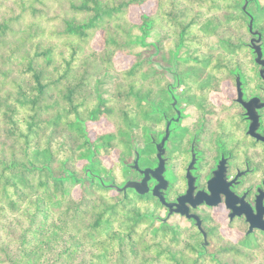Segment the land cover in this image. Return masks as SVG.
<instances>
[{
	"label": "trees",
	"instance_id": "1",
	"mask_svg": "<svg viewBox=\"0 0 264 264\" xmlns=\"http://www.w3.org/2000/svg\"><path fill=\"white\" fill-rule=\"evenodd\" d=\"M144 1L0 0V264H252L264 259V234L233 237L226 224L206 216L203 243L194 224L184 228L157 219L162 205L150 193L116 190L109 186L112 178L103 177L110 169L101 155L117 149L126 172L134 132L141 126L143 133L145 125L123 111L112 131L89 135L88 128L109 119L113 109L96 87H85L90 71L98 69L97 52L78 58L83 46L76 43L101 30V48L126 54L143 47L158 24L148 14L131 24L126 12ZM239 1L229 0V10L202 27L211 24L214 30L218 22L247 18ZM249 2L257 4L253 24L264 21V4ZM171 24L176 27L175 18ZM187 27L180 26L173 54ZM259 32L263 37L264 25ZM60 44L71 48L70 60ZM238 47L226 41L229 57ZM139 56L119 70L113 98L132 100L146 120L142 100L150 96L149 86H157L158 73Z\"/></svg>",
	"mask_w": 264,
	"mask_h": 264
},
{
	"label": "flooded vegetation",
	"instance_id": "2",
	"mask_svg": "<svg viewBox=\"0 0 264 264\" xmlns=\"http://www.w3.org/2000/svg\"><path fill=\"white\" fill-rule=\"evenodd\" d=\"M251 37L250 33L248 42H239L253 54V67L249 69L237 65L230 68L225 46L220 47L224 49L221 54L182 58V67L172 70L173 82L166 80L162 70L159 104L148 105L144 111L145 119L161 123L162 130L156 138L144 130V145L139 150L131 145L129 157L133 159L123 173L136 175L123 182L141 180V169H154L161 162L159 174L165 181L159 190L166 201H176L190 184L192 202L204 195L217 204L210 206L203 201L193 206L185 200L182 208L187 206L188 212L198 214L201 220L204 209H218L226 222L240 220L244 231L248 227L246 214L264 220V65L254 60ZM259 41L264 59L262 35ZM188 59L201 67L193 66L192 61L184 64ZM141 156L145 164L140 162ZM136 158L137 168L133 162ZM174 159L178 162L172 169ZM155 183L156 178L148 172L147 186ZM162 207L167 212V207ZM232 208L240 213L231 216ZM250 233L264 231L254 228Z\"/></svg>",
	"mask_w": 264,
	"mask_h": 264
},
{
	"label": "rangeland",
	"instance_id": "3",
	"mask_svg": "<svg viewBox=\"0 0 264 264\" xmlns=\"http://www.w3.org/2000/svg\"><path fill=\"white\" fill-rule=\"evenodd\" d=\"M228 1L229 0H217L220 4L217 8L210 6L212 1L210 4H207L205 3V0H175L178 4L176 7H174L171 2H164L157 6L155 0H145L139 5H130L127 9L126 17L131 24L139 22L143 14H148L155 18V22L158 25L157 27H154L145 38L146 45H142L143 47L136 46L135 48L126 51L128 52L126 54L121 53V51L118 50L109 51L108 48H101L103 45L101 30H96L86 42L78 41L76 45H78V47L83 46L81 49L83 51L77 55L78 58L88 56V54H90L88 52H97L96 60L98 61V69H93L92 71H90V69L88 70L91 75H89V82L85 87H96L101 96L109 101V106L113 109L109 119L102 118L101 120L96 121L95 125L88 128L89 135L93 137L95 134L101 132L112 131L116 123L120 120V117L123 115V111H126L128 115H137L140 119V123L145 125L144 130L148 133L150 132L155 138L161 132L162 124L141 119V112L132 100L117 101L113 98L115 90L114 86L120 81L119 70L130 65L136 53H140L139 57L144 59L145 62L152 63L157 68L158 73L157 86H149L151 94L149 97L146 96V98L142 100L145 107L148 105L154 107L159 104L160 88L164 84V80H162L161 77V74H163L162 70H165L164 75L166 80L173 82L174 77L172 75V70H177L178 67H182L180 66L182 58H203L206 54L212 56L215 54H221L224 50L223 48L226 46V41L240 45L231 57H226L229 66L234 65L231 68L235 67V65L242 69L253 67L252 52L248 47L241 46L239 43L248 42L250 36L247 29V15V18L243 17V19L240 18L239 20L229 22L224 20L218 22V27L214 30L212 29L211 24L207 25V28L205 29L202 27L203 23L208 18H218L220 14L228 11L229 9L226 8ZM239 2V5L242 6L244 0H240ZM259 2L262 5L264 4V0H259ZM53 9H55L56 12H59V10H57V5H55ZM245 9L253 15L256 13L257 4L247 0ZM174 18L177 24L176 27H173L171 24L174 22ZM185 25L188 26V33L183 36V43L178 48V52L173 54L172 51L176 50V43L179 41V28L180 26L182 27ZM260 25H264V21L261 20L258 24H253L254 28L258 30ZM135 30L136 28H134V31ZM60 46L64 49L66 59L70 60L69 53L71 48L64 44H60ZM228 54L229 53L226 52V56H228ZM177 56L179 58L178 60ZM191 61L188 59L184 61V64L191 62L193 63V66L201 67L197 65L194 60ZM108 63L112 64V66H106ZM6 67L7 66H5V68ZM140 129L141 126L136 129L131 140V145L135 146L137 150L143 147L145 139V131L141 133ZM117 152V149H114L109 153L101 155L100 158L102 165L110 169L105 175H103V177L105 179L112 178L115 184L120 185L125 179H127V177H135L136 175L128 172L126 175H123L122 165H120V159ZM132 159L133 156L129 157L127 163H130ZM177 162L178 160L174 159L171 162L174 165L171 167L170 164L169 167L173 169L175 165L177 166ZM201 215L202 217L209 216L218 219L223 225L226 224V232L233 237L242 233L244 234L245 232L244 225L240 220L234 219L231 224H229L218 209H204ZM155 217L157 219L166 217V210H164L163 207L160 208L155 213ZM165 221L171 226L178 224L184 228L194 224L191 220L176 214L169 216ZM254 234L259 235L258 233ZM252 264H264V259L255 258Z\"/></svg>",
	"mask_w": 264,
	"mask_h": 264
},
{
	"label": "water",
	"instance_id": "4",
	"mask_svg": "<svg viewBox=\"0 0 264 264\" xmlns=\"http://www.w3.org/2000/svg\"><path fill=\"white\" fill-rule=\"evenodd\" d=\"M246 3H247V0H244V2L242 4L243 9H245ZM247 14H248L247 29L252 34L249 45L251 46L253 53L255 54L254 60L256 62H259L260 64L264 65V59L261 58L262 52H261V48H260L261 45H260V41H259L261 34L253 26L252 14L249 12H247ZM157 148H159V147H157ZM158 156H159V152H158ZM133 162H134V166L137 168L138 167L137 166V158L134 159ZM160 170H161V162H159L158 166L154 169H151L149 167H145L144 169H141L140 172L144 174V176L141 180H137V181L136 180H126L125 182H123L120 185L110 183L109 186L114 187L116 190H120V191H125L127 188H132L134 191H136L137 193H140V194H143L147 191H150L153 196L157 197L158 201L162 205L167 207L166 217L162 218V221H165L166 218L169 217V215H171L172 213H178L180 215H184L187 219H193L192 222L197 227L198 231L202 234L203 243H206V241H207L206 240V234L207 233L202 227L201 218L198 216V214L189 213L187 206L185 208H182L181 204L184 203L185 200H187V201H190L193 206H196L199 203H202L203 201H205L206 204L213 206V205L217 204V201H210L204 195L198 196V194H199V192H198L196 196H198L199 198L196 200V202H192L189 198V196L191 195V191H192V187H190V184H188V188H187L186 192L184 194H182L181 196L177 197L176 201H171V202L166 201L164 199V196L162 195V193L159 190V188L163 186V183L165 181L163 179L162 175L159 174ZM148 172H151V174L157 180V183H155L151 188L148 187L146 184V177L148 175ZM212 179H213V177L208 181L209 189H211ZM225 206H226V201H225ZM232 209H233V211L231 212L232 213L231 216L234 213H237V214L240 213L239 211H236L234 208H232ZM246 221H248V227H247V230L245 231V233L252 232L254 228H258V229L264 231V220L255 219L251 216L249 217V215L246 214Z\"/></svg>",
	"mask_w": 264,
	"mask_h": 264
}]
</instances>
